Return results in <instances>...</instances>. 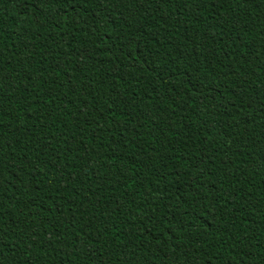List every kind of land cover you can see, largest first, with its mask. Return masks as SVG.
I'll return each instance as SVG.
<instances>
[{"label":"trees","instance_id":"16d2710c","mask_svg":"<svg viewBox=\"0 0 264 264\" xmlns=\"http://www.w3.org/2000/svg\"><path fill=\"white\" fill-rule=\"evenodd\" d=\"M0 264H264V0H0Z\"/></svg>","mask_w":264,"mask_h":264}]
</instances>
